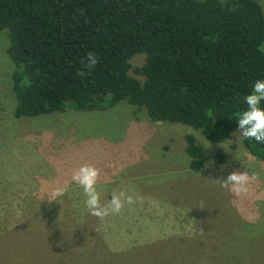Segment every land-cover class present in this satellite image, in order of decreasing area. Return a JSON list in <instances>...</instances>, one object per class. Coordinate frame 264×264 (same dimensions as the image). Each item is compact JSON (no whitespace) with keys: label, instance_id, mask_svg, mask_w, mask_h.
I'll return each mask as SVG.
<instances>
[{"label":"rangeland","instance_id":"1","mask_svg":"<svg viewBox=\"0 0 264 264\" xmlns=\"http://www.w3.org/2000/svg\"><path fill=\"white\" fill-rule=\"evenodd\" d=\"M264 14V0H256ZM0 31V264H264V162L242 148L238 128L223 142L181 123L152 121L125 100L103 110L15 117L13 64ZM143 54L129 60L128 74ZM202 146L188 167L184 135ZM82 164L100 169L101 203L125 191L135 203L102 221L72 181ZM234 170L255 173L247 191L222 188ZM68 191L55 200L57 186Z\"/></svg>","mask_w":264,"mask_h":264},{"label":"trees","instance_id":"2","mask_svg":"<svg viewBox=\"0 0 264 264\" xmlns=\"http://www.w3.org/2000/svg\"><path fill=\"white\" fill-rule=\"evenodd\" d=\"M13 64L15 117L103 110L125 100L152 121L181 123L220 143L238 129L264 79V14L256 0H0ZM91 51L98 63L81 77ZM144 55L128 74L129 60ZM264 106V102H262ZM188 167L202 146L184 135ZM264 162V143L240 140Z\"/></svg>","mask_w":264,"mask_h":264},{"label":"clouds","instance_id":"3","mask_svg":"<svg viewBox=\"0 0 264 264\" xmlns=\"http://www.w3.org/2000/svg\"><path fill=\"white\" fill-rule=\"evenodd\" d=\"M98 63V57L94 52L89 51L84 60L81 61L82 70L78 73L83 77L86 72L91 70ZM264 79L256 80L249 93L244 96V103L247 108L241 112L236 119L238 121L239 139L255 140L264 143ZM100 175V169L91 164H82L75 169L72 174V181L78 184L84 192V205L89 213L101 221L111 215L119 214L125 204L135 203L132 195L126 194L125 191L113 192L107 203H101V192L97 191V180ZM257 178L256 174H249L247 171L234 170L222 179H216L220 186L229 189L236 195L247 191V185ZM68 191V186H57L52 192V200L62 197Z\"/></svg>","mask_w":264,"mask_h":264}]
</instances>
